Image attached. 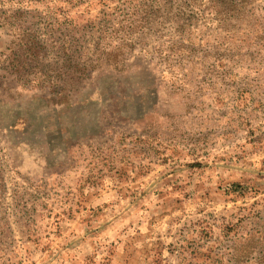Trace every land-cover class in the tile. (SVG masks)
<instances>
[{
  "label": "rangeland",
  "instance_id": "1",
  "mask_svg": "<svg viewBox=\"0 0 264 264\" xmlns=\"http://www.w3.org/2000/svg\"><path fill=\"white\" fill-rule=\"evenodd\" d=\"M0 264H264V0H0Z\"/></svg>",
  "mask_w": 264,
  "mask_h": 264
},
{
  "label": "trees",
  "instance_id": "2",
  "mask_svg": "<svg viewBox=\"0 0 264 264\" xmlns=\"http://www.w3.org/2000/svg\"><path fill=\"white\" fill-rule=\"evenodd\" d=\"M112 53H115V51H114V52H111V54H109V56L107 55V56H106V59L110 58V57L112 56ZM113 56H114V55H113Z\"/></svg>",
  "mask_w": 264,
  "mask_h": 264
}]
</instances>
